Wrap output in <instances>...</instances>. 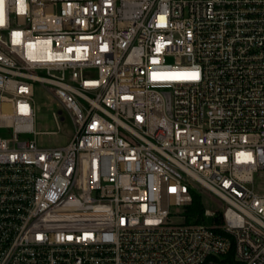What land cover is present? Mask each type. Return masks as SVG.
Instances as JSON below:
<instances>
[{
	"label": "built area",
	"instance_id": "2783aa9c",
	"mask_svg": "<svg viewBox=\"0 0 264 264\" xmlns=\"http://www.w3.org/2000/svg\"><path fill=\"white\" fill-rule=\"evenodd\" d=\"M0 130V264H264V0H2Z\"/></svg>",
	"mask_w": 264,
	"mask_h": 264
},
{
	"label": "rangeland",
	"instance_id": "374dc122",
	"mask_svg": "<svg viewBox=\"0 0 264 264\" xmlns=\"http://www.w3.org/2000/svg\"><path fill=\"white\" fill-rule=\"evenodd\" d=\"M35 99V130L42 132L37 134L36 140L42 146L56 147L65 145L73 132L71 117L64 111L65 119L59 124L54 118V112L62 109L57 99L41 84L36 83L34 87ZM1 131V130H0ZM32 138L33 136L30 135ZM257 183L264 185V175H256ZM205 210H215L216 215L222 212V201L211 192L201 188Z\"/></svg>",
	"mask_w": 264,
	"mask_h": 264
},
{
	"label": "trees",
	"instance_id": "16d2710c",
	"mask_svg": "<svg viewBox=\"0 0 264 264\" xmlns=\"http://www.w3.org/2000/svg\"><path fill=\"white\" fill-rule=\"evenodd\" d=\"M193 201L190 206L187 207L185 212L187 223H200L206 221L212 223L213 221L221 223L223 220L222 214L216 215L214 218L205 215V207L203 204V196L199 190H192Z\"/></svg>",
	"mask_w": 264,
	"mask_h": 264
},
{
	"label": "snow or ice",
	"instance_id": "6c2138e0",
	"mask_svg": "<svg viewBox=\"0 0 264 264\" xmlns=\"http://www.w3.org/2000/svg\"><path fill=\"white\" fill-rule=\"evenodd\" d=\"M0 3H2V0H0ZM192 78H196V74H192Z\"/></svg>",
	"mask_w": 264,
	"mask_h": 264
}]
</instances>
